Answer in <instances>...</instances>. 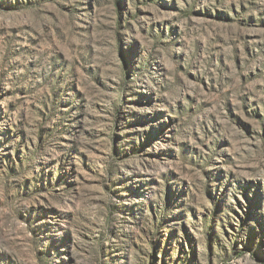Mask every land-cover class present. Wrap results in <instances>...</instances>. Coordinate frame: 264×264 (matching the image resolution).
<instances>
[{
	"label": "rangeland",
	"instance_id": "rangeland-1",
	"mask_svg": "<svg viewBox=\"0 0 264 264\" xmlns=\"http://www.w3.org/2000/svg\"><path fill=\"white\" fill-rule=\"evenodd\" d=\"M0 264H264V0H0Z\"/></svg>",
	"mask_w": 264,
	"mask_h": 264
}]
</instances>
